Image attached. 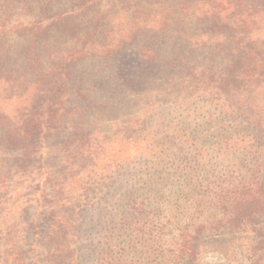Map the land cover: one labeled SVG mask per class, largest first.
I'll return each mask as SVG.
<instances>
[{"label":"trees","instance_id":"trees-1","mask_svg":"<svg viewBox=\"0 0 264 264\" xmlns=\"http://www.w3.org/2000/svg\"><path fill=\"white\" fill-rule=\"evenodd\" d=\"M262 20L264 0H0V264H193L248 230L259 264Z\"/></svg>","mask_w":264,"mask_h":264},{"label":"rangeland","instance_id":"rangeland-1","mask_svg":"<svg viewBox=\"0 0 264 264\" xmlns=\"http://www.w3.org/2000/svg\"><path fill=\"white\" fill-rule=\"evenodd\" d=\"M195 26H192L189 28V36H199L201 39L205 41H209L210 37L205 34V29H200L201 32H195ZM256 33L260 35H264V21L262 20L260 22L259 30L256 31ZM199 34V35H198ZM259 99L262 100V97L257 96ZM256 98V97H255ZM166 113V112H165ZM116 148V150H115ZM114 154L117 158L121 159V157H132V159L138 158V155H143V147L138 146V147H115ZM119 150V151H118ZM113 153V152H112ZM110 153V155H112ZM140 157V156H139ZM133 162V161H132ZM142 160L136 161L134 166L138 170L142 165H143ZM136 174V171L134 172ZM213 214H216L215 211L211 212ZM200 216L198 214L195 215ZM181 223L184 222V216L180 217ZM203 219V217H202ZM169 231V229H168ZM165 231L163 230V233ZM173 234H177V232H174ZM172 235H164L162 236V248L168 252L170 255V252L168 249H172V246L170 245L171 242H169V238ZM252 234L250 231H246L243 234L239 235V240L242 242L239 243L238 239H228L227 237H220V238H215V239H208L206 237H203L199 242L198 245L196 246L199 250L198 256H196V259L193 264H250V259L248 258V254H246L247 251H249L250 248V243L252 240L250 239ZM242 237V238H241ZM264 246V245H263ZM157 248V246H154ZM264 249V248H263ZM162 250V251H164ZM260 263L259 264H264V255L261 259H259Z\"/></svg>","mask_w":264,"mask_h":264}]
</instances>
